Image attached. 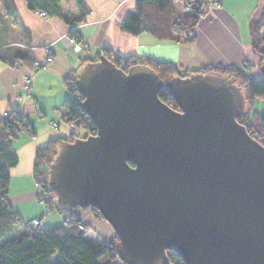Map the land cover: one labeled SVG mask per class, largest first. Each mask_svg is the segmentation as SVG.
Masks as SVG:
<instances>
[{"label":"water","instance_id":"obj_1","mask_svg":"<svg viewBox=\"0 0 264 264\" xmlns=\"http://www.w3.org/2000/svg\"><path fill=\"white\" fill-rule=\"evenodd\" d=\"M75 85L96 132L68 140L50 165L61 204L96 207L127 264L167 262L168 250L186 264H264V144L237 119L241 85L204 72L163 80L106 55Z\"/></svg>","mask_w":264,"mask_h":264},{"label":"crops","instance_id":"obj_2","mask_svg":"<svg viewBox=\"0 0 264 264\" xmlns=\"http://www.w3.org/2000/svg\"><path fill=\"white\" fill-rule=\"evenodd\" d=\"M14 1L18 13L14 22L11 17L2 16L0 8L2 27H5L0 33V46L27 45L25 48L30 49L36 64L12 67L0 62V114L13 109L24 112L35 133L22 131L13 141L18 163L10 169L9 198L25 220L39 217L43 226H50L57 216L46 213L43 204L36 199L35 155L49 140L70 136L71 126L64 119L63 107L71 95L68 78L91 56L89 50L75 51L65 39L70 27L63 19L29 9L27 0ZM85 1L89 13L85 21L76 26L86 48L89 45L98 50L108 47L121 56L170 61L182 73L209 64L241 67L249 62L251 73L261 74L260 56L252 48L250 24L260 18L264 0H217V4L208 5L194 28L193 42L159 40L147 32L132 35L124 31L121 22L133 12L136 0ZM188 12L189 9L180 4L177 14L182 16ZM47 49L54 58L42 66ZM76 211L82 222L95 230L94 236L87 237L90 242L101 243L114 237L115 231L105 219L96 217L89 209Z\"/></svg>","mask_w":264,"mask_h":264},{"label":"trees","instance_id":"obj_3","mask_svg":"<svg viewBox=\"0 0 264 264\" xmlns=\"http://www.w3.org/2000/svg\"><path fill=\"white\" fill-rule=\"evenodd\" d=\"M176 1L178 0H136L133 12L123 18L121 28L132 35L147 32L159 40L193 42L194 28L208 5H193L187 14L178 16L175 8ZM27 5L31 10L63 19L70 27L68 35L76 37L83 43L81 31L76 25L85 21L89 13L85 0H27ZM0 8L2 16L11 17L13 22L17 20L18 13L14 0H0ZM263 26L264 7L260 18L250 24L252 48L260 56V66L264 61ZM101 55H106L118 67L125 70L136 63L147 64L163 80L176 75L197 72L232 78L242 86L246 99V108L237 119L246 125L251 136L264 144V75L256 76L251 73L252 66L249 62H245L241 67L209 64L199 70L182 73L173 62L148 56H121L108 47L99 49L95 59L86 61L98 60ZM0 62L13 67L35 65L36 59L32 56L30 49L9 44L0 46ZM77 73L78 70H75L69 75L71 95L63 104L64 119L71 126L70 136L67 139L62 137L51 139L45 146L38 148L34 163L35 181L46 189V211L56 209L64 213L65 223L50 226L33 225L32 219L25 220L20 212L13 208L9 198L10 169L18 163L13 141L20 132L28 131L33 134L35 130L26 114L18 109L0 114V264H127L119 258L117 252L119 238L114 235L109 241L90 242L87 237L92 230L91 227L85 224L83 229L80 228L82 220L76 209L81 207L61 204L49 184L50 165L60 147L75 137L96 132V125L78 105L84 96L75 85ZM158 95L171 107L176 108L178 105L172 94L165 88L160 89ZM261 100L262 108L258 109L257 103ZM130 164L134 165L131 161ZM84 209H89L96 217L104 219L96 207ZM167 254L168 261L161 264H186L176 252L168 250ZM101 258H104L103 262L100 261Z\"/></svg>","mask_w":264,"mask_h":264},{"label":"built area","instance_id":"obj_4","mask_svg":"<svg viewBox=\"0 0 264 264\" xmlns=\"http://www.w3.org/2000/svg\"><path fill=\"white\" fill-rule=\"evenodd\" d=\"M184 3H185V7L186 8H190L191 6L193 5H203V4H207V5H210V4H217V0H184ZM70 44L73 45V49L77 52H80L82 50H86L87 51V48L84 47L82 45V42H80L76 37L74 36H69L68 34L66 35V38H65ZM88 50L90 51V56L91 57H96L98 51L96 50V48H94L92 45H89L88 46ZM49 50L47 49V56H46V59L45 61L41 64L43 66L47 65L48 63H50L52 60H53V56L51 54H49ZM36 184V189H37V192H38V199L41 203H45V195H46V189L44 188V186L42 184H40L39 182H35ZM65 219H66V215H65ZM31 223L33 225H39V224H42V219L41 218H34L31 220ZM85 223L82 222L80 224V228H84L85 226Z\"/></svg>","mask_w":264,"mask_h":264},{"label":"rangeland","instance_id":"obj_5","mask_svg":"<svg viewBox=\"0 0 264 264\" xmlns=\"http://www.w3.org/2000/svg\"><path fill=\"white\" fill-rule=\"evenodd\" d=\"M180 4H181V7H182V4H183V7H185V3H184V1H180V0H178V1H176V3H175V8H176V13H177V11L179 10V6H180ZM186 8V7H185ZM188 9V8H187ZM178 16H179V13L177 14ZM185 15V14H184ZM184 15H182V16H184ZM5 27H2V20L0 19V33H2V30H5L4 29ZM12 45H14V46H16V47H19V48H25V47H27V45H20L19 43H14V44H12ZM97 51H98V49H96ZM50 54V53H49ZM97 56V55H96ZM89 59H95V57L93 58V57H90ZM90 61H92V60H90ZM259 63H260V61H259ZM43 66V65H42ZM260 74V73H259ZM257 108L258 109H260V108H262V100L261 101H258V103H257ZM36 199H37V201L38 202H40L39 201V199H38V192H37V189H36ZM41 203V202H40ZM43 204V206H44V209H45V212L46 213H48L50 216H57V219L55 220L56 222H54V223H65V214L64 213H62V212H60V211H58V210H56V209H52V210H50V211H46L47 209H46V206H45V203H42ZM58 221V222H57ZM53 223V224H54ZM52 224V225H53ZM92 229V228H91ZM94 234H95V230H92V231H90V233H89V237L90 236H94ZM103 260H104V258H101V262H103ZM173 264V263H172Z\"/></svg>","mask_w":264,"mask_h":264},{"label":"flooded vegetation","instance_id":"obj_6","mask_svg":"<svg viewBox=\"0 0 264 264\" xmlns=\"http://www.w3.org/2000/svg\"><path fill=\"white\" fill-rule=\"evenodd\" d=\"M175 109H177V110H181V109H180V107H179L178 105L176 106V108H175Z\"/></svg>","mask_w":264,"mask_h":264}]
</instances>
